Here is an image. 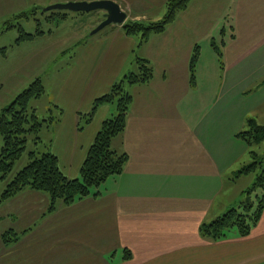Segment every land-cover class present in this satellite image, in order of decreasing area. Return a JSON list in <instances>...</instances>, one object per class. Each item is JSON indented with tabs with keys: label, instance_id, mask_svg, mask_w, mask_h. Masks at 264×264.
I'll list each match as a JSON object with an SVG mask.
<instances>
[{
	"label": "crops",
	"instance_id": "crops-1",
	"mask_svg": "<svg viewBox=\"0 0 264 264\" xmlns=\"http://www.w3.org/2000/svg\"><path fill=\"white\" fill-rule=\"evenodd\" d=\"M95 1L102 0H0V8L21 9L18 15ZM108 1L118 3L131 22L148 23L153 18L150 8L160 1L161 11L155 14L160 17L167 5L165 0H121L128 10L118 0ZM248 6L253 15L227 22L229 34L223 28V68L219 63V71L212 69V89L204 96L197 78L195 86L190 84L189 74L194 49L202 51V36L197 37L201 23L191 24L187 15H179L165 33L142 46L117 25L97 39L89 37L81 51L80 79L67 81V91L62 89L73 100L71 112L58 101L63 114H50L58 122L48 127H57L49 151L68 178H80L89 149L115 107L101 106L84 130L78 128L79 115L88 114L94 101L109 92L122 68L135 70L136 59H146L162 73L130 89L133 104L126 131L112 142L114 151L128 156L125 171L108 180L98 197L70 207L58 203L53 213L48 212L51 199L45 193L25 189L6 201L1 195L0 264H264V212L247 238L232 230L214 242L200 232L203 224L235 208L237 199L226 193L227 187L248 176L238 171L250 157L236 136L247 119L257 122L258 112L264 114V1ZM99 14L97 24L104 21V13ZM176 69H183L185 79H169ZM255 85L262 89L247 96ZM10 231L19 233L18 241L6 246L2 238Z\"/></svg>",
	"mask_w": 264,
	"mask_h": 264
},
{
	"label": "trees",
	"instance_id": "trees-1",
	"mask_svg": "<svg viewBox=\"0 0 264 264\" xmlns=\"http://www.w3.org/2000/svg\"><path fill=\"white\" fill-rule=\"evenodd\" d=\"M193 0H167V14L159 22H131L127 21L122 25L123 31L129 37L139 39V46L147 43L151 37L162 35L174 24L178 14L188 9ZM39 9L31 13H20L14 16V21L35 18L37 30L35 34L26 33L18 23L17 28L19 38L16 45L32 41L34 38L42 37L46 33L42 30V23L38 19ZM41 11V10H40ZM84 15V14H80ZM57 16V17H56ZM69 13H53L48 22L55 20L56 26L65 21ZM8 28L14 27L12 24ZM52 31H49L51 33ZM225 31H222V36ZM223 44V42L221 43ZM212 48L218 55V60L223 68V52L215 41ZM5 53V52H3ZM201 51L197 46L192 54L189 64L190 84H196V72L200 61ZM136 71L126 74L121 81L116 82L109 92L97 98L91 111L85 116L79 115L78 128L84 130L94 119L97 110L103 105L115 107V113L111 118L105 120L99 130L93 145L90 147L87 157L81 167L80 178L70 179L61 170L59 159L50 151L42 154L30 152L29 163L21 170L14 179L7 185L2 194V201L9 200L17 196L25 189L45 193L51 199L49 213L57 210V204L70 207L76 202L89 198L98 197V190L111 178L122 176L128 162L126 154H119L112 149L114 139L122 136L127 128L128 117L130 115L133 96L130 89L136 86L149 84L155 77L154 67L150 61L137 58L135 61ZM264 87V80L261 82ZM46 93L42 81L38 79L27 90H25L7 109L4 110L0 118V139L3 142L0 155V183L5 181L12 173L16 163L22 159L26 153L29 137L38 135L45 127H49L53 122H58L55 118L40 120L36 111H30L31 102L39 100ZM250 91L245 94L248 95ZM63 114L57 105L54 107ZM53 113V112H52ZM243 141L249 150V155L254 163L244 166L238 175L256 174L254 185L247 191V200L239 207L230 209L223 216L217 218L209 224H203L200 232L202 237L214 242H219L228 236L231 230H236L240 237L247 238L252 230L258 225L264 212V160L253 149L264 144V124L260 125L254 119H247L244 129L236 136ZM38 142L40 138H37ZM36 140V141H37ZM261 190L262 196L258 198L257 208L254 210L252 194ZM3 242L6 246L16 243L18 235L12 231L3 235ZM125 259L131 258V253L125 251Z\"/></svg>",
	"mask_w": 264,
	"mask_h": 264
},
{
	"label": "rangeland",
	"instance_id": "rangeland-1",
	"mask_svg": "<svg viewBox=\"0 0 264 264\" xmlns=\"http://www.w3.org/2000/svg\"><path fill=\"white\" fill-rule=\"evenodd\" d=\"M252 1L255 2L256 0H193L185 12L178 14V16L187 15L186 17L190 19L191 24L194 22L201 23L200 26H198L200 27V31H198L199 35L197 37L202 36V39H200L201 43L199 44L202 51L200 50L201 57L197 67L196 78L199 81V91L203 96L206 95L207 91L212 89V85H208L212 83H209L208 81L213 79L216 74L215 70L219 71L218 68L220 67L218 55L210 48V42L215 41L218 46L221 47L223 28L226 27L228 34L230 33L229 29L231 25L227 22L236 17L242 19L249 14L253 15L252 11L250 13L247 12L246 7L248 4L250 5ZM118 2L129 10V6L126 3H123L121 0H118ZM165 3H167V0H165ZM164 5L160 17H155V14L160 12L162 8L160 1L148 10L150 11V15L153 16V18H150L149 20L155 21H148V23L159 22L166 16L167 5ZM44 8L46 7H42L38 10L37 18L40 19L42 30L46 34L20 45H16L17 39L19 38L17 24L19 23L26 33L35 34L37 30L35 18L30 17L28 20L22 19L14 21V16L17 15V12L21 9H16L15 7L0 8V118L4 113V110L13 104L18 96L38 79L42 81L46 93L39 100L31 102L30 111H33L34 109L41 121L48 119L51 112H53L52 114L57 118L58 116H61V114L57 113L54 107L55 104L60 101L66 108H68L66 112H71L69 108L73 107L71 104L73 100H68L66 98L65 93L62 91L63 86L67 81L69 82L70 80L75 81L80 79L81 51L86 47L85 43L89 37L94 36V39H97L100 37L99 35H101V32H104L106 29H110V27L113 26L111 25L105 28L96 35L92 34L102 23L97 24L98 20H101V14H99L102 13L101 11L81 16L80 14L69 13V17L56 26L57 22H55V20L48 22L47 20L50 19L48 17L53 13L61 12L53 11L43 13L42 9ZM29 10L31 9L26 11ZM135 10L139 9L135 7ZM233 11L235 12L233 13ZM130 15L132 16L131 13ZM8 24H12L14 27L8 28ZM180 29L185 30L184 26H180ZM49 31H52L51 34H49ZM208 34H211V37L208 41H205L204 38H206ZM227 39L230 40L228 37ZM83 40H85L84 43H82ZM157 48L158 44L157 42H154V44H152V49L156 50ZM154 67L156 68H154L155 76L158 73H162L160 67ZM213 68H215V70H212ZM133 71H136V67L135 70L132 71L129 67L122 68L118 80L121 81L126 74ZM182 71L183 69H176V72H170L169 79L174 80L175 78L180 77L181 79H185L186 74L184 73L182 75ZM88 84H90V81L85 84L87 90L89 89ZM64 89L67 91L66 86ZM261 89L260 86L255 85L248 90L250 93L247 96L255 95ZM81 113L85 116L83 112ZM69 116L70 115H68V117ZM257 120L258 124L263 125L264 114L258 112ZM55 128L57 127H45L40 134L29 137L26 153H24L22 159L16 163L8 178L0 183V196L14 177L27 166L29 163L28 155L30 152L36 151L41 156L49 151L51 139L54 137ZM38 137L40 138L39 142L37 140ZM2 146L3 142L0 139V155L2 152ZM253 150L258 153L260 159L264 160V144L256 146ZM252 163H254V160L249 157L245 166ZM241 169L242 168H240V170ZM260 171L261 169H258L257 173H260ZM256 174L243 176L237 185L227 187L228 190L226 193L230 194L232 199H237L235 201V208L246 202L248 197L246 193L254 185ZM241 192H243V194H241ZM262 194L263 192L261 190L252 194L251 198L254 202V210L257 208L258 198L261 197ZM231 234H233L232 230L228 235ZM17 235H19V233Z\"/></svg>",
	"mask_w": 264,
	"mask_h": 264
},
{
	"label": "water",
	"instance_id": "water-1",
	"mask_svg": "<svg viewBox=\"0 0 264 264\" xmlns=\"http://www.w3.org/2000/svg\"><path fill=\"white\" fill-rule=\"evenodd\" d=\"M53 11L68 12L72 14H90L96 11L103 12L104 21L94 30L92 33L93 35H96L111 25L122 26L127 21V14L121 9V7L115 2L107 0L91 3L71 2L67 4H57L42 9L43 13Z\"/></svg>",
	"mask_w": 264,
	"mask_h": 264
}]
</instances>
